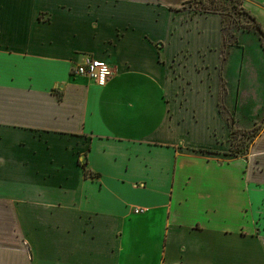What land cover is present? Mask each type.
Masks as SVG:
<instances>
[{
  "label": "crops",
  "instance_id": "1",
  "mask_svg": "<svg viewBox=\"0 0 264 264\" xmlns=\"http://www.w3.org/2000/svg\"><path fill=\"white\" fill-rule=\"evenodd\" d=\"M191 1L0 0V264H264V127L229 156L228 120L264 113V53Z\"/></svg>",
  "mask_w": 264,
  "mask_h": 264
},
{
  "label": "rangeland",
  "instance_id": "2",
  "mask_svg": "<svg viewBox=\"0 0 264 264\" xmlns=\"http://www.w3.org/2000/svg\"><path fill=\"white\" fill-rule=\"evenodd\" d=\"M193 9L217 12L223 16V40L225 47L229 45V51L231 48L243 50L245 47L259 46L264 53V35L258 29V22L256 18L245 9L242 0H194L190 4ZM254 17V18H252ZM231 51L229 52V55ZM247 57H253L250 55V51L246 54ZM251 84V81H250ZM232 97L229 98V140L232 141L233 148L245 151V147L250 144L251 140L255 138L264 127V113L257 119L248 121L246 123V117H252L253 111L246 110L243 114L238 113L244 119L240 122V118L237 117V113L232 110ZM231 131L233 137H230ZM232 140H231V139ZM241 154V153H239ZM229 164V188L239 183L234 175V170L237 168L236 161ZM231 189H229V213L233 214V201L231 199ZM239 221L230 222L229 226L238 228ZM244 229H248L247 224H243Z\"/></svg>",
  "mask_w": 264,
  "mask_h": 264
},
{
  "label": "built area",
  "instance_id": "3",
  "mask_svg": "<svg viewBox=\"0 0 264 264\" xmlns=\"http://www.w3.org/2000/svg\"><path fill=\"white\" fill-rule=\"evenodd\" d=\"M74 74L84 77L99 87H104L113 75L111 66L100 59L85 55L74 68ZM138 210H135L137 213Z\"/></svg>",
  "mask_w": 264,
  "mask_h": 264
},
{
  "label": "trees",
  "instance_id": "4",
  "mask_svg": "<svg viewBox=\"0 0 264 264\" xmlns=\"http://www.w3.org/2000/svg\"><path fill=\"white\" fill-rule=\"evenodd\" d=\"M194 1V0H193ZM192 3V1L191 2H189V4H191ZM196 10V9H195ZM196 11H198V12H201V13H217V12H207V11H201V10H196ZM217 14H219V13H217ZM221 15V14H220ZM252 18H254V17H252ZM257 27H258V29L262 32V34L264 35V31H263V29L261 28V25L258 23V25H257ZM230 137L232 138L233 137V133H232V131H231V134H230ZM230 138V139H231ZM232 140V139H231ZM253 140H254V138L251 140V142H250V144L253 142ZM230 141V140H229ZM249 144V145H250ZM249 145H247V147H245V151L247 150V148H248V146ZM244 151V152H245ZM244 152H240V150H235L234 148H233V145H232V141H230V144H229V156H238L239 155V153H244ZM85 175H87V172L85 173Z\"/></svg>",
  "mask_w": 264,
  "mask_h": 264
}]
</instances>
